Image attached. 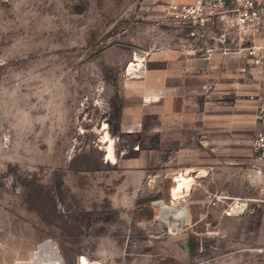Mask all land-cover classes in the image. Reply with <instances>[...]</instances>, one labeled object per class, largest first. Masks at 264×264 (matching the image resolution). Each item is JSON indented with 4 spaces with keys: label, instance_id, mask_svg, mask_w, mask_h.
Wrapping results in <instances>:
<instances>
[{
    "label": "rangeland",
    "instance_id": "1",
    "mask_svg": "<svg viewBox=\"0 0 264 264\" xmlns=\"http://www.w3.org/2000/svg\"><path fill=\"white\" fill-rule=\"evenodd\" d=\"M165 3L0 0V264L42 260L50 244L65 264H264V204L231 217L208 202L256 194L249 96L264 73L224 54L251 44L241 35L183 42ZM251 32L264 41V19ZM183 48L208 74L190 93L209 121L205 152L201 138V150L151 138L150 71ZM190 164L187 191L172 174Z\"/></svg>",
    "mask_w": 264,
    "mask_h": 264
},
{
    "label": "built area",
    "instance_id": "2",
    "mask_svg": "<svg viewBox=\"0 0 264 264\" xmlns=\"http://www.w3.org/2000/svg\"><path fill=\"white\" fill-rule=\"evenodd\" d=\"M166 22L169 26L186 33L183 42H213L226 45L229 36L241 35L242 42H250L245 47H225L224 54L243 56L256 70L264 73V41L255 42L248 34L257 29L264 19V0H165ZM250 34V35H251ZM235 37L234 42L237 40ZM247 38V39H246ZM213 50H208L212 53ZM251 103H257L254 116L261 124L251 142L250 170L262 180L252 179L250 186L255 195L229 198L225 195L209 197L215 204L226 205L225 213L231 217L253 214V203L264 204V92L249 96ZM211 198V199H210ZM78 264H99L87 257H80Z\"/></svg>",
    "mask_w": 264,
    "mask_h": 264
},
{
    "label": "crops",
    "instance_id": "3",
    "mask_svg": "<svg viewBox=\"0 0 264 264\" xmlns=\"http://www.w3.org/2000/svg\"><path fill=\"white\" fill-rule=\"evenodd\" d=\"M166 56L167 68L164 70L153 68L149 74L150 95L155 98L151 107V138L156 140L173 139L179 142L188 140L189 150H201V145L197 142L198 138H201L205 152L207 144L205 135L209 121H207V116H202L199 110L191 109L199 107V104L194 102V97L190 96V93L193 85L197 84L199 89L202 88L201 90L205 88L207 71L204 68L201 69L200 65L203 63L193 59L184 48L183 52H167ZM195 65L198 67L195 68ZM215 123L222 125L223 121L217 120L214 121ZM159 134L161 135L159 136ZM192 140L196 141L191 142ZM180 146L183 149L187 147V144L184 146L180 143ZM175 151H180V149L175 148ZM182 170L185 171V175L179 171L173 172L172 175L177 183L176 186L184 184L188 191L194 178H188L186 175L196 174L199 170L193 164L182 168ZM185 216L187 221H190L188 210ZM20 264H43V261L39 258Z\"/></svg>",
    "mask_w": 264,
    "mask_h": 264
},
{
    "label": "bare ground",
    "instance_id": "4",
    "mask_svg": "<svg viewBox=\"0 0 264 264\" xmlns=\"http://www.w3.org/2000/svg\"><path fill=\"white\" fill-rule=\"evenodd\" d=\"M112 146L110 145V150H109V157L114 158L113 153H112ZM161 213L163 215H166L169 213L167 210L166 206L160 205ZM40 254L42 256V261L43 264H65L62 256L58 252V249L56 248L55 244H50L47 246H44L40 249Z\"/></svg>",
    "mask_w": 264,
    "mask_h": 264
}]
</instances>
